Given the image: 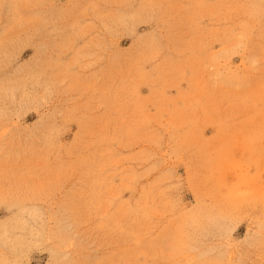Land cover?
Segmentation results:
<instances>
[{"label":"rangeland","instance_id":"rangeland-1","mask_svg":"<svg viewBox=\"0 0 264 264\" xmlns=\"http://www.w3.org/2000/svg\"><path fill=\"white\" fill-rule=\"evenodd\" d=\"M0 264H264V0H0Z\"/></svg>","mask_w":264,"mask_h":264}]
</instances>
